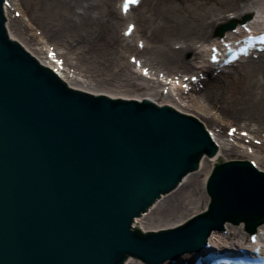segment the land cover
Returning <instances> with one entry per match:
<instances>
[{"label":"water","instance_id":"95a60500","mask_svg":"<svg viewBox=\"0 0 264 264\" xmlns=\"http://www.w3.org/2000/svg\"><path fill=\"white\" fill-rule=\"evenodd\" d=\"M3 21L0 9V264L120 263L132 217L216 148L202 124L168 106L68 90ZM256 176L247 162L218 165L204 217L264 220ZM28 234L34 255L18 243Z\"/></svg>","mask_w":264,"mask_h":264},{"label":"bare ground","instance_id":"6f19581e","mask_svg":"<svg viewBox=\"0 0 264 264\" xmlns=\"http://www.w3.org/2000/svg\"><path fill=\"white\" fill-rule=\"evenodd\" d=\"M116 1L25 0L21 2L28 18L24 24L12 16L18 0H10V6H4V14L7 30L72 88L112 98L148 99L182 112L199 107L211 126L212 112H220L226 121L237 123L239 132L234 137L225 135L223 128L208 126L219 149L217 155L203 158L198 172L189 174L174 192L134 219L135 229L151 232L182 224L208 209V199L204 201L205 194L199 188H204L212 167L219 161L245 159L264 172V55L258 62L249 60L217 75L205 59V50L219 39L238 36L245 18L250 17L246 22L249 28L264 24V0H142L146 6L136 17L131 12L123 16ZM134 20L136 29L131 36L121 35L123 23ZM231 21L237 23L239 30L219 37L216 27ZM139 32L141 36H137ZM138 41H142V48ZM45 44L49 45L47 50ZM52 52L54 57L49 56ZM127 53H132L128 60H140V72L124 62ZM143 68L149 72L147 77L141 73ZM201 72L208 76L205 84L200 80L203 88L198 83L188 92L179 87L176 95L161 90L169 85L164 83L163 76L174 85L178 74L182 80L188 73L190 79L199 77ZM243 131L249 137L241 136ZM247 138L249 144L243 146L241 142L245 143ZM254 139L262 140V146L254 144ZM237 230L247 237L243 223H226L223 232L213 231L207 241L215 243L236 237ZM263 232L264 225L257 233ZM192 256L186 253L175 264L190 263ZM136 260L129 258L125 264H135Z\"/></svg>","mask_w":264,"mask_h":264},{"label":"rangeland","instance_id":"374dc122","mask_svg":"<svg viewBox=\"0 0 264 264\" xmlns=\"http://www.w3.org/2000/svg\"><path fill=\"white\" fill-rule=\"evenodd\" d=\"M10 1V0H9ZM20 1V2H19ZM23 1H25V0H18V3H17V6H15L14 8H13V13H12V16H15L16 18H19L20 20H22V22L25 24V23H27L28 22V18H27V16L25 15V13H24V11H23V6H22V4H21V2H23ZM146 2H147V0H146ZM146 2L144 1V3H142V5L140 6V8L139 9H137V10H135L134 11V17H136L137 16V13H139L140 11H143V9H144V7L146 6ZM149 2V1H148ZM117 4H118V1H117ZM116 4V5H117ZM117 9H118V5H117ZM15 12V13H14ZM17 14H19L20 16L18 17V16H16ZM126 24L127 23H125V25H124V27H122L123 29L126 27ZM34 31V30H33ZM35 32V31H34ZM138 35H141V32H139L138 33ZM48 44H45V49L47 50V48H48ZM54 47L52 46V49H53ZM61 50V49H60ZM130 54H132V53H127V55H126V57H125V59H124V62H126V63H130L129 62V60H128V56L130 55ZM188 58H189V55L187 56ZM256 62H258V60L256 61ZM190 74L191 73H188V76H187V78H189V76H190ZM187 100H188V98H186L185 99V102H187ZM185 102H183L184 104L183 105H185L186 103ZM187 111V114H190V115H192V116H195L196 118H198V119H200L205 125H206V127L208 128V126L209 127H213V128H215L216 126H218L219 128H223V131H224V134L225 135H228V133H229V129L230 128H239L238 127V125H237V123H235V122H231V121H226L225 119H223V116L221 115V113L220 112H212V114H210L213 118H214V124L211 126V125H209L208 123H206V118H204V114H203V112L199 109V107H196V108H187L186 109ZM211 124V123H210ZM237 132H239V131H237ZM264 134V133H263ZM257 140V139H256ZM258 141H261V140H258ZM200 179V182H201V180H202V176L199 178ZM199 190H200V193L203 195V194H205V191H204V188H202V186H200V188H199ZM206 195V194H205ZM204 195V197L205 198H203L204 199V201H206L208 198H206L207 196H205ZM139 264V263H138Z\"/></svg>","mask_w":264,"mask_h":264},{"label":"snow or ice","instance_id":"6c2138e0","mask_svg":"<svg viewBox=\"0 0 264 264\" xmlns=\"http://www.w3.org/2000/svg\"><path fill=\"white\" fill-rule=\"evenodd\" d=\"M133 3H138V0H125V5H124L125 12H127L129 4H133ZM255 39H257L258 42H260V43H264V35H261V36L255 38ZM243 51H245V54H246V50H243ZM212 59L215 61L216 57L213 56ZM145 74H147V71H145Z\"/></svg>","mask_w":264,"mask_h":264}]
</instances>
